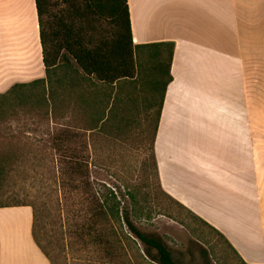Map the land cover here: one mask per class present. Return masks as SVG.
Here are the masks:
<instances>
[{
    "label": "crops",
    "instance_id": "0c3cea01",
    "mask_svg": "<svg viewBox=\"0 0 264 264\" xmlns=\"http://www.w3.org/2000/svg\"><path fill=\"white\" fill-rule=\"evenodd\" d=\"M127 3L135 45L174 42L154 141L162 189L264 264V0ZM45 76L35 0H0V93ZM74 77L71 101L126 91ZM0 264H52L31 205L0 206Z\"/></svg>",
    "mask_w": 264,
    "mask_h": 264
},
{
    "label": "rangeland",
    "instance_id": "374dc122",
    "mask_svg": "<svg viewBox=\"0 0 264 264\" xmlns=\"http://www.w3.org/2000/svg\"><path fill=\"white\" fill-rule=\"evenodd\" d=\"M123 86L125 94L117 90L112 100L99 96L98 88L85 103L71 101L67 93L57 95L52 114L39 117L36 104L26 105L16 108L12 119L0 121V155L9 157L0 171V203L33 206L37 238L55 264H87L97 258L73 232V223L80 222L76 215L84 213L90 199L59 179L51 142L55 133L71 126L84 134L90 197L105 200L115 193L134 224L161 237L179 264H248L159 186L148 142L156 109H148V102L154 98L157 105L159 92H151L146 83ZM102 116L107 118L101 125ZM94 125L99 128L85 129ZM125 243V264H157L143 255L139 241Z\"/></svg>",
    "mask_w": 264,
    "mask_h": 264
},
{
    "label": "trees",
    "instance_id": "16d2710c",
    "mask_svg": "<svg viewBox=\"0 0 264 264\" xmlns=\"http://www.w3.org/2000/svg\"><path fill=\"white\" fill-rule=\"evenodd\" d=\"M35 4L46 76L28 83L15 84L0 93V121L12 119L18 115L16 108L26 105L32 108V105L36 104V107L40 108L39 117L52 114L57 95H68L70 75L81 76V79L74 77V82L80 83L90 77L112 87L117 83L129 84L136 88L139 84L146 83L151 92H159L157 105L154 98L148 102V109L156 108L152 119L153 130L148 136V142L152 172L161 186L154 141L165 88L172 80L170 66L174 42L135 45L131 35L127 0H35ZM106 118H98L101 125ZM70 127L60 129L52 136L51 142L59 160V179L73 189L86 193L90 199L84 213L76 215L80 222L73 223L74 234L86 247H90L97 257L89 259L87 264H125L121 258V254L128 249L125 240L134 243L139 241L143 255L157 264H179L161 237L145 232L134 224L131 211L122 205L115 193L111 192L110 197L105 200L97 197L94 200L89 196V168L83 145L86 144L84 134ZM97 128L99 126L94 125L85 129ZM77 142L80 145L71 146ZM8 159L7 154L0 155V171ZM167 195L222 236L238 255L221 232L178 200ZM24 204L28 203H0V206ZM122 225L127 227V231L123 230ZM33 238L51 263L55 264L48 250L37 238L34 208ZM238 257L243 261L239 255Z\"/></svg>",
    "mask_w": 264,
    "mask_h": 264
}]
</instances>
